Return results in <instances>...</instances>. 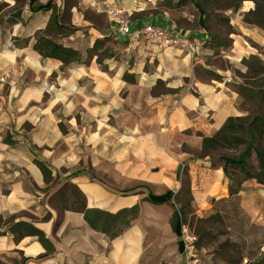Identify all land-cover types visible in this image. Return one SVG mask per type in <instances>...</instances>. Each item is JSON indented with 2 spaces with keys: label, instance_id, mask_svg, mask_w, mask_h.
<instances>
[{
  "label": "crops",
  "instance_id": "0c3cea01",
  "mask_svg": "<svg viewBox=\"0 0 264 264\" xmlns=\"http://www.w3.org/2000/svg\"><path fill=\"white\" fill-rule=\"evenodd\" d=\"M137 1L35 0L31 7L50 3L52 8L34 12L29 0H0V72L14 70L13 86L0 85V264H141L158 256L166 241L171 262L183 264L170 226L174 211L186 206L200 216L211 200L228 197L223 164L212 154L201 156V144L228 118L247 116L241 98L225 79L201 84L194 77L191 67L204 53L206 32L179 29L167 14L132 20L141 14ZM112 7L132 26L151 24L185 35L187 48L128 45L108 15ZM52 14L61 30L51 37L78 51L81 64L64 69L34 50L36 35ZM110 34L136 57L133 66L123 55L101 64L96 57L83 59L97 39ZM229 52L235 63L251 54L238 41ZM146 62L155 63L153 73L144 71ZM157 81L167 93L152 94ZM34 161L44 164L55 182L45 183ZM182 180L188 181V204L143 202L148 193L178 196ZM65 183L85 197L86 209L114 214L138 205V217L109 240L91 230L82 214L59 204L56 193ZM131 190L135 193L122 194ZM237 198L244 214L264 230V186L246 181ZM14 224L43 233L53 253L35 237L14 239L9 231Z\"/></svg>",
  "mask_w": 264,
  "mask_h": 264
},
{
  "label": "rangeland",
  "instance_id": "374dc122",
  "mask_svg": "<svg viewBox=\"0 0 264 264\" xmlns=\"http://www.w3.org/2000/svg\"><path fill=\"white\" fill-rule=\"evenodd\" d=\"M135 5L141 10V14L135 13L132 20L135 18L160 20L167 14L179 29L206 32L207 40L202 46L204 53L200 56L198 64L191 67L194 77L201 84H208L211 81L222 83L225 79L228 88L236 93V87L246 81L253 92L264 90V74L251 80L246 68L251 55L264 63V0H213L204 9L203 26L199 24L200 14L191 0H138ZM226 20L229 22L228 25L225 23ZM101 23L103 26L107 25L104 20ZM104 37L107 39L101 51L107 49V52L106 55L100 52L97 60L100 64L108 58L116 60L123 55L129 66L134 65L136 57L132 56L131 52L130 54L123 52L126 48L125 43H119L111 34ZM233 41L240 42L251 54H247L236 63L229 60V50ZM215 45L223 47L217 48ZM90 57L91 55L87 53L83 59L86 61ZM153 64L146 62L144 71L148 74L153 73ZM163 84L157 89L160 93H167L166 85L164 82ZM241 107L247 113L245 117L251 120L254 116L262 115L264 103L260 99L241 98ZM243 136L246 138V134ZM242 149L241 146L238 151L219 150L209 154L214 155L215 159L219 156L236 158ZM253 164L252 156L249 165ZM228 174L232 179L240 177L239 173L231 170ZM227 181L228 191L230 183L228 179ZM174 201L176 203L184 201L188 204L187 180H182V193ZM210 206L211 208L200 216L194 214L192 209L183 210V226L198 239L196 249L200 264H245L248 258L259 252L264 253V230L254 225L244 214L237 197L211 200ZM210 216L214 217V220L205 221ZM165 261H173L171 241L164 242L158 256L144 258L141 264H161Z\"/></svg>",
  "mask_w": 264,
  "mask_h": 264
},
{
  "label": "trees",
  "instance_id": "16d2710c",
  "mask_svg": "<svg viewBox=\"0 0 264 264\" xmlns=\"http://www.w3.org/2000/svg\"><path fill=\"white\" fill-rule=\"evenodd\" d=\"M191 1L197 12L200 14L199 24L200 26H203L204 22L202 17L204 15V9L207 8L213 0ZM34 2L35 0H29L30 7ZM51 8L52 6L50 3H47L44 6L31 7L34 12L49 10ZM18 14H16V16H18ZM225 23L227 25L229 24L227 20ZM60 28L61 27L56 24V15L52 14L45 31L36 35L37 40L34 45V50L38 52L43 59H52L60 62L64 69L75 64H81L82 57L78 51L63 47L56 43L51 37L55 35L57 29L61 30ZM106 39V37L97 39L87 53L90 54L91 57H96L98 60L100 52L104 54L107 52V49L101 51ZM215 46L217 48L223 47L221 45ZM97 63L100 64L98 61ZM246 68L247 73L251 76V80L264 74V63L256 56L251 55L248 58ZM123 79L128 83L132 82V78L128 75H124ZM163 85V82L157 81L155 87L152 89V94L154 96L162 94L157 88ZM175 92L177 91H172V93ZM236 94H238L240 98L247 100L260 99L264 103V90L253 92L252 88L246 84V81L243 85L236 87ZM192 95L197 97V94L195 93H192ZM243 134H246V138ZM241 146L243 149L236 158L225 156H219L217 158V160L223 164V173L230 183L228 189L229 198L238 197L241 185L246 181H255L257 184L264 186V110L262 115L254 116L251 120H248L246 117L228 118L213 136L202 137L200 155L206 156L210 152L216 153L219 150L238 151ZM252 156L254 157V164L249 165V160ZM34 164L40 170L45 183L50 184L55 182L51 172L44 164L38 161H34ZM229 170L239 173L240 177L232 179L228 174ZM132 193H135V191L131 190L122 192L123 195ZM176 197L177 195L171 191L160 196L148 193L143 199V202L150 205H163L174 201ZM56 199L65 210L82 214L85 223L91 230L103 234L109 240L118 238L130 226V224L137 219L139 214L138 205L129 209H122L114 214L94 209H86L85 197L70 183H65L58 190L56 193ZM185 207L182 206L175 210L171 217V230L177 238H179L181 229L184 225L183 210L186 209ZM210 220H214V217L210 216L205 219V221ZM9 231L14 239L23 236L35 237L46 252L49 254L53 253L52 247L44 237L43 233L34 229L32 226L14 224L9 228ZM197 240L196 237V248L198 247ZM44 257H46V255L41 258ZM241 259L242 258H240V260ZM245 264H264V253L259 252L252 258H248Z\"/></svg>",
  "mask_w": 264,
  "mask_h": 264
},
{
  "label": "built area",
  "instance_id": "2783aa9c",
  "mask_svg": "<svg viewBox=\"0 0 264 264\" xmlns=\"http://www.w3.org/2000/svg\"><path fill=\"white\" fill-rule=\"evenodd\" d=\"M116 24V33L125 39L126 43L132 47L141 46L145 49H179L187 48V38L183 34L171 32L160 26L151 24H141L132 26L131 22L122 16L121 12L112 7L108 13ZM13 69H6L0 72V85L13 86L11 75ZM196 237L183 226L179 236V243L183 253V264H200L198 252L195 247ZM161 264H177L165 261Z\"/></svg>",
  "mask_w": 264,
  "mask_h": 264
}]
</instances>
